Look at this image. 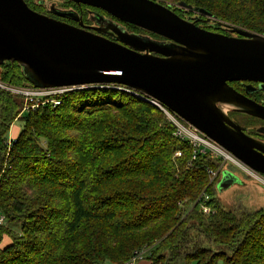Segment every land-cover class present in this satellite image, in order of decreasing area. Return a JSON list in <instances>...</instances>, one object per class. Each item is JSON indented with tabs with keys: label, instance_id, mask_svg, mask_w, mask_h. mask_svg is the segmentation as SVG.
Returning a JSON list of instances; mask_svg holds the SVG:
<instances>
[{
	"label": "trees",
	"instance_id": "1",
	"mask_svg": "<svg viewBox=\"0 0 264 264\" xmlns=\"http://www.w3.org/2000/svg\"><path fill=\"white\" fill-rule=\"evenodd\" d=\"M54 1L26 0L41 14L77 13L89 25L100 14L164 41L100 10ZM158 1L215 33L231 35L230 26L264 35V0ZM0 80L34 86L17 63L0 65ZM117 88L73 91L21 117L23 101L0 91V242L10 240L0 264H128L142 252L151 264H264V211L224 209L209 175L221 161L175 136L150 99ZM17 120L24 127L8 151ZM205 196L211 215L201 210Z\"/></svg>",
	"mask_w": 264,
	"mask_h": 264
},
{
	"label": "water",
	"instance_id": "2",
	"mask_svg": "<svg viewBox=\"0 0 264 264\" xmlns=\"http://www.w3.org/2000/svg\"><path fill=\"white\" fill-rule=\"evenodd\" d=\"M68 1L164 41L129 33L100 14L94 19L96 26L87 27L77 13L51 9L59 18L77 21L75 26L32 10L26 0H0V65L17 63L39 88L131 89L166 107L264 176V142L248 136L224 111L232 107L264 121V106L230 85L247 84V95L264 90V35L230 26L225 30L231 35L215 33L158 0ZM227 177L225 173L219 188Z\"/></svg>",
	"mask_w": 264,
	"mask_h": 264
},
{
	"label": "built area",
	"instance_id": "3",
	"mask_svg": "<svg viewBox=\"0 0 264 264\" xmlns=\"http://www.w3.org/2000/svg\"><path fill=\"white\" fill-rule=\"evenodd\" d=\"M111 87L114 88V86ZM111 87L108 86L105 88H111ZM82 89L85 88L83 87L39 88L35 86H13L0 80V91L7 92L12 96L23 101V108L20 117L25 112L36 111L44 106H48V105L59 106L62 103L61 97L63 95ZM125 89L129 90L128 88ZM150 102L152 103L153 101ZM153 104L158 108H160L167 115V118L170 120V122L175 125L176 127L175 136H177L178 138L184 141L189 142L195 149V152L198 151L199 153H204V154L209 153L213 158L223 160V164H230L232 167L238 169L246 176L256 177L258 180L255 181L259 183L260 186L264 187V182L261 180V178L264 179V176L249 169L247 166H245L239 160H237L232 154L224 150L214 141L210 140L209 138L199 133L193 127H191L190 125L185 123L182 119H180L177 115L170 112L166 107L155 102ZM14 143H16L15 137L10 138V136H7L6 140L4 141V144L7 147L8 151L11 150ZM176 156H181V153L178 152ZM218 174L219 173L216 171H209L210 181L212 182L216 180ZM208 201L209 198L205 196L201 204V210L205 215H211L214 213L212 208L207 205ZM6 222H7L6 218L0 213V226H4ZM143 260H145L144 252L134 257L128 264H139Z\"/></svg>",
	"mask_w": 264,
	"mask_h": 264
},
{
	"label": "rangeland",
	"instance_id": "4",
	"mask_svg": "<svg viewBox=\"0 0 264 264\" xmlns=\"http://www.w3.org/2000/svg\"><path fill=\"white\" fill-rule=\"evenodd\" d=\"M50 4H53L56 8L60 9L59 7H61V5L64 4V2L63 0H58V1L50 2ZM56 4L59 5V7ZM169 4H172L175 7H177L173 3H169ZM114 88H117V87H114ZM117 90H123L129 93L132 92L131 89L127 90L125 88H117ZM137 95H139V93ZM154 102L157 103L156 101H153L152 103ZM224 108H225V113L229 115L230 117H232L233 114L230 113L233 110L232 107H224ZM240 121L242 122V125H245V126L250 125L248 126V128L251 127L250 129H253V127H258V123H257L258 121L253 122V124H249L250 121L244 118L240 119ZM23 127H24V122L22 120H17L11 127V130L8 136H10V138L15 137V134L19 133L23 129ZM175 157H181V156H175ZM215 160L221 161L220 166L219 168H217L218 169L217 171L216 170H211V171H216L219 174H218L217 179L212 182L210 181V183L215 182V187H216L215 195L217 199L220 201L221 206L227 211H234L235 213L246 212L248 214H251V213L258 212V211H264V187L260 186L259 183L255 181L258 179L254 176H246L244 173L238 171V174L241 177V180L239 179L240 181H238L237 184L235 185L231 184L228 187L221 189L219 188V185H221L222 183L221 182L222 176H224V174L227 173L228 170H234L235 168L232 167L230 164L223 165V160L221 159H215ZM261 180L264 182V179L261 178ZM16 230L18 232L19 228H16ZM9 242H10L9 238L4 237L3 241L0 242V247H3L4 245L9 244ZM142 262L147 263V261L145 260L141 261L140 263ZM148 263L151 264L150 262ZM218 264H223V263L221 261Z\"/></svg>",
	"mask_w": 264,
	"mask_h": 264
},
{
	"label": "flooded vegetation",
	"instance_id": "5",
	"mask_svg": "<svg viewBox=\"0 0 264 264\" xmlns=\"http://www.w3.org/2000/svg\"><path fill=\"white\" fill-rule=\"evenodd\" d=\"M46 15V14H45ZM49 17H52V18H56V19H59L60 18H57V17H54V16H50V15H47ZM81 20H82V17H81ZM62 21L66 22V23H69L71 25H75V26H79V23L77 21H75L74 19H66V20H63ZM83 22V21H82ZM83 24L87 27H93V26H96L95 24H92V25H89V24H86L83 22ZM110 39H112V37H110ZM247 84H244V83H235L233 85V88L239 92L240 94H243V95H246L249 99H251L252 101L264 106V90L262 91H259V92H255V93H252L251 95H247L246 93V86ZM253 88L255 89H258L259 88V85H254L252 84ZM231 114H233L232 117H230L235 123L239 124L240 126H242L243 128H245L246 130V134L254 139H257V140H260L262 142H264V133H261L259 132L260 130H262V132H264V121L260 120V119H256V118H253L251 116H248L244 113H241V112H236V111H231L230 112ZM247 119L250 121L249 124H253V122H257L258 123V127H256L255 131H251V127L248 128V126L250 125H242V122L240 121V119ZM260 122V124H259Z\"/></svg>",
	"mask_w": 264,
	"mask_h": 264
},
{
	"label": "crops",
	"instance_id": "6",
	"mask_svg": "<svg viewBox=\"0 0 264 264\" xmlns=\"http://www.w3.org/2000/svg\"><path fill=\"white\" fill-rule=\"evenodd\" d=\"M234 169V168H233ZM238 171L239 170H236V168L234 169V170H228L227 171V175H229V177H227V178H229V179H227V181L224 183V186H222V188L221 189H224V188H226V187H228L229 185H231V184H233V185H235V184H237V182L238 181H240L241 180V177L239 176V174H238ZM221 177V176H220ZM223 178H224V176H222V181L221 182H223ZM240 179V180H239ZM220 182V181H219ZM220 182V183H221ZM220 186V185H219ZM140 264H149L148 262L146 263V262H142V263H140Z\"/></svg>",
	"mask_w": 264,
	"mask_h": 264
},
{
	"label": "bare ground",
	"instance_id": "7",
	"mask_svg": "<svg viewBox=\"0 0 264 264\" xmlns=\"http://www.w3.org/2000/svg\"><path fill=\"white\" fill-rule=\"evenodd\" d=\"M225 111V110H224Z\"/></svg>",
	"mask_w": 264,
	"mask_h": 264
}]
</instances>
